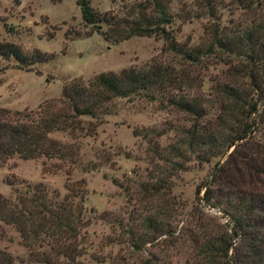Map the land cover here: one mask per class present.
Masks as SVG:
<instances>
[{"label":"trees","instance_id":"obj_1","mask_svg":"<svg viewBox=\"0 0 264 264\" xmlns=\"http://www.w3.org/2000/svg\"><path fill=\"white\" fill-rule=\"evenodd\" d=\"M74 1L82 22L105 41L116 44L132 36L160 38L162 51L178 55V61L171 64L153 59L138 68L100 72L87 81L74 78L62 86L58 99L45 100L34 111L0 107V164L13 156L74 163L78 132L93 133L116 97H143L175 108L189 115L191 124L174 143L161 146L157 140L161 132L132 129L133 136L141 135L149 144L150 160L145 179H139L131 193L141 210L136 229L132 232L129 225L125 238L132 252L148 243L163 253L149 254L137 263L114 256L109 264H264V22L223 36L211 28L205 48L188 47L177 42L167 28L171 22L167 0H145L130 7L126 16L98 12L90 0ZM236 1L250 9L258 0ZM206 5L212 13L210 0ZM212 49H221L242 62L237 68L229 65L227 81L214 82L203 93L194 69ZM0 58H13L23 66L48 60L40 52L35 57L26 55L8 41L0 42ZM56 131L75 141L51 138ZM190 157L198 162L216 161L208 177L196 185L195 201L177 228L172 179L185 169ZM5 183L13 187V197L0 193V224L15 230L33 261H105L95 254H90L91 260L82 258L83 180L66 182L67 192L60 199L41 182L22 185L11 176ZM209 209L215 212L211 214ZM167 248L180 254L181 260H174V253H165ZM12 261L11 254L0 249V264Z\"/></svg>","mask_w":264,"mask_h":264},{"label":"rangeland","instance_id":"obj_2","mask_svg":"<svg viewBox=\"0 0 264 264\" xmlns=\"http://www.w3.org/2000/svg\"><path fill=\"white\" fill-rule=\"evenodd\" d=\"M144 1L90 0V4L98 12L126 16L130 7ZM206 1L167 0L171 16L167 28L177 42L205 48L211 28L223 36L264 22V0H258L250 9L236 0H210L212 13ZM1 41L12 42L26 55L35 57L40 52L48 58L26 66L13 58H0V107L13 112L34 111L45 100L58 99L62 86L74 78L87 81L100 72H116L129 66L138 68L153 59L174 64L179 58L162 51L163 41L152 36H132L116 44L105 41L82 22L74 0H0ZM241 62L221 49L203 55L194 69L200 90L207 93L212 83L227 81L229 65L237 68ZM82 120L89 119L82 117ZM190 124L189 115L143 97L113 98L93 133L78 132L79 150L74 163L13 156L0 164V193L13 197V187L5 183V178L15 176L22 185L41 182L49 193L55 190L60 199L67 192L66 182L83 180V260H91L90 254H95L105 260L98 264H109L114 256L140 262L149 254L163 252L148 243L132 252L125 238L129 225L132 232L136 229L141 210L131 193L137 181L145 179L150 160L149 144L141 135L133 136L132 129L161 132L157 140L164 146L176 142ZM50 137L66 143L75 141L62 131ZM215 161L214 158L198 162L190 157L185 169L172 179L171 193L177 203L173 223L177 228L195 201L196 185L208 177ZM0 229V249L11 254L10 264H43L30 258L12 227L0 224ZM164 252L174 253V260H181L175 251L167 248Z\"/></svg>","mask_w":264,"mask_h":264},{"label":"built area","instance_id":"obj_3","mask_svg":"<svg viewBox=\"0 0 264 264\" xmlns=\"http://www.w3.org/2000/svg\"><path fill=\"white\" fill-rule=\"evenodd\" d=\"M210 211H214L215 212V210H213V209H209Z\"/></svg>","mask_w":264,"mask_h":264}]
</instances>
